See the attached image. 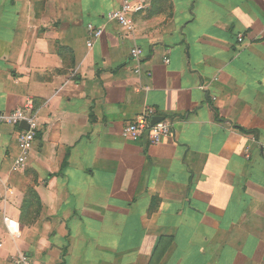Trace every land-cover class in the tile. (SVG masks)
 Returning <instances> with one entry per match:
<instances>
[{"label":"crops","instance_id":"1","mask_svg":"<svg viewBox=\"0 0 264 264\" xmlns=\"http://www.w3.org/2000/svg\"><path fill=\"white\" fill-rule=\"evenodd\" d=\"M122 1L0 0V115L40 127L18 170L0 123V264H264V0Z\"/></svg>","mask_w":264,"mask_h":264},{"label":"built area","instance_id":"2","mask_svg":"<svg viewBox=\"0 0 264 264\" xmlns=\"http://www.w3.org/2000/svg\"><path fill=\"white\" fill-rule=\"evenodd\" d=\"M144 9L142 4H132L129 0H123L120 8L116 11L109 12L105 18L107 21L115 22L126 33L132 35L134 33V22L131 16ZM87 40L86 46L91 48L95 41L100 39L103 34L102 27H94L92 24L86 26ZM237 41L242 42V36H238ZM141 56L142 50L138 47H133L130 50V57L136 63L134 72L137 75L141 73ZM165 63L169 60L164 59ZM32 104L27 101L23 108L18 109L9 114L0 115V123L7 124L13 127H18L22 123L27 125L25 130L17 133L16 141L19 154L15 161V169H24L29 160L31 151L34 146L37 133L40 131L37 116L31 114ZM152 114V111H149ZM125 140L136 142L141 139L143 135H147L150 144L158 145L167 142L171 139V127L167 122H160L155 125L149 126L143 118H139L135 123L127 124L121 132ZM264 152V144L262 145ZM17 262L19 264H32L29 258L25 256H18Z\"/></svg>","mask_w":264,"mask_h":264}]
</instances>
